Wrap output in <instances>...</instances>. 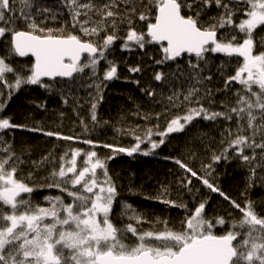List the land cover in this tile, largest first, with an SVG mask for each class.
Listing matches in <instances>:
<instances>
[{
    "label": "snow or ice",
    "instance_id": "1",
    "mask_svg": "<svg viewBox=\"0 0 264 264\" xmlns=\"http://www.w3.org/2000/svg\"><path fill=\"white\" fill-rule=\"evenodd\" d=\"M117 46L135 63L117 59ZM121 64L137 85L135 77L148 73L139 90L153 102L170 93L160 112L142 113L137 105L132 113L151 127L115 128L133 137L128 147L63 134L32 113L25 118L31 125L18 123L6 112L18 91L36 85L64 105L71 100L79 117L73 93L87 80L95 89L86 101L91 127L83 117L79 123L85 133L107 126L97 110L106 82L120 79ZM31 103L47 111L46 102ZM201 121L219 134L217 141L197 129L190 138L209 162L196 170L185 159L165 157L182 170L178 188L191 201L172 199L167 184L149 197L183 209L177 223L149 219L118 199L107 160L152 154L171 134ZM18 129L91 147L69 145L34 160L27 146L17 152ZM98 144L112 155L101 158ZM189 151L194 160L197 152ZM233 159L247 170L237 198L221 188L215 167ZM193 178L208 195L201 196ZM42 188L61 195L41 204L32 196ZM256 188L264 192V0H0V264H264V195L254 199ZM211 194L223 199V213H209Z\"/></svg>",
    "mask_w": 264,
    "mask_h": 264
},
{
    "label": "trees",
    "instance_id": "2",
    "mask_svg": "<svg viewBox=\"0 0 264 264\" xmlns=\"http://www.w3.org/2000/svg\"><path fill=\"white\" fill-rule=\"evenodd\" d=\"M50 2V0H49ZM117 59L121 57L127 58L130 62L135 63L137 57L128 53L117 51L115 53ZM111 58V57H110ZM23 60L24 58H18ZM103 63V62H102ZM120 79L106 82V87L103 89V101L99 104L97 114L101 120L109 121V125L103 127H96L95 130L85 133L79 123V118L83 117L91 127L89 119V105L86 102L90 99L89 93L95 92L94 88H88L89 81L84 80L83 86L76 85L74 96L79 100L82 107L77 111L80 116L78 117L73 111V105L70 100L69 105H64L60 96L53 92L45 91L36 85L24 86L18 91L8 102L6 109L7 114L14 116L16 122H27L31 125V120H25L26 117L32 113L37 120L44 121L45 126L52 130H59L66 135H79L81 140L84 138H91L98 141L99 144L109 143L116 147H128L134 143V139L130 135H119L115 128L121 126H135L139 123L141 126L147 125L151 127V122L140 119L138 116L132 115L136 111V106H140V111L160 112L163 106L167 103L165 96L170 94L167 90L164 95H158V103L153 102L151 98L145 96L139 89L144 85V81L148 73L137 75L135 78L141 80V85L132 82V76L127 72L123 64L119 67ZM129 77L124 79V77ZM155 86V85H154ZM160 93L161 89L157 88ZM220 97H217L219 99ZM46 102L47 111L38 110L35 104L31 103ZM63 112L64 116L61 117L60 113ZM177 110L173 109V114ZM160 123L163 125L164 121L161 119ZM209 132L211 136L219 140V134L213 130L208 122L201 121L199 125L190 127L184 133L171 134L166 139L165 144L155 149L152 154L147 156L141 152L134 153L129 157L126 153H118L112 159L107 160V167L109 175L113 178L117 185L119 193V200L127 201L132 204L137 211L146 215L149 219L160 217L162 219H169L172 223H177L183 215V209H176L160 203L158 200L151 199L156 195L161 184L171 185V198L177 199L182 196L185 201H191V195L186 192L179 191L178 177L181 176L182 170L171 159L165 157H177L187 160L196 170L200 169L201 163L209 162V153L198 142H192L191 137L197 132ZM14 138L17 152L22 147L27 146L30 149L31 158L39 160L42 155L53 152L54 155L61 153L69 145L73 147H80L89 149L91 146L85 145L76 141L68 142L58 140L55 137H47L41 133L30 132L27 130H15L12 133ZM158 139L157 137H153ZM95 148L101 158L112 155V150L103 148L102 146ZM145 144L141 145L143 150H147ZM214 149H219L218 143L211 145ZM189 148L197 152L196 158L191 159ZM216 172L220 177L221 188L234 198L240 196V193L245 187V179L247 170L240 166L238 160H231L230 162L221 161L215 165ZM25 168V172H27ZM193 185L195 188L200 189L201 196L208 195V190L200 185L193 178ZM131 188V191H130ZM61 195L57 189L42 188L33 193L32 199L41 203L47 204L45 201L46 196ZM264 192L260 188L253 190L252 196L254 199L259 200ZM225 203L218 194H211V199L208 204L209 213L220 212L223 213ZM115 213L120 212L119 203L114 205ZM126 218H125V221ZM119 223V221H118ZM148 227L147 224L144 225Z\"/></svg>",
    "mask_w": 264,
    "mask_h": 264
}]
</instances>
